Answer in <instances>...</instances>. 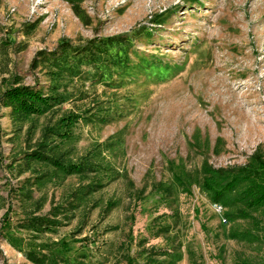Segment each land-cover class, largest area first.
<instances>
[{"label":"rangeland","instance_id":"obj_1","mask_svg":"<svg viewBox=\"0 0 264 264\" xmlns=\"http://www.w3.org/2000/svg\"><path fill=\"white\" fill-rule=\"evenodd\" d=\"M13 81L64 102L0 105V264L60 239L72 264H264V207L221 214L202 187L204 164L264 153V0H0V90ZM41 141L99 169L23 160ZM53 207V230L23 228Z\"/></svg>","mask_w":264,"mask_h":264},{"label":"trees","instance_id":"obj_2","mask_svg":"<svg viewBox=\"0 0 264 264\" xmlns=\"http://www.w3.org/2000/svg\"><path fill=\"white\" fill-rule=\"evenodd\" d=\"M61 45L65 49L71 45ZM88 49V48H87ZM53 58V57H52ZM67 60V59H65ZM52 66L60 65V59H51ZM62 68V67H61ZM53 79L56 80L60 75L58 71L53 72ZM57 87L50 90L51 93H45L42 89L34 85L19 84V81H13L0 90V105L10 107L12 115L16 118L22 119L32 115H42L48 112L55 105L62 104L64 97L60 93H55ZM78 115H67L60 119V124L51 131L55 135H60L63 138L69 136L68 127L72 125ZM62 128H65L62 133ZM57 146H49L46 141L39 143L38 149L27 151L23 160L31 162L33 160L47 162L51 164L55 170L64 172L65 174L96 172L99 168L95 166L87 155L77 162L66 161L57 150ZM1 158V154H0ZM204 174L202 187L214 202L223 204L224 206H234L238 203L244 205V209H239L241 216H247L249 209H259L264 207V153H254L249 162L241 166L237 172L233 173L232 169L216 168L209 164H204L202 168ZM158 188L162 185H158ZM165 188L164 190H166ZM41 207V206H40ZM40 207L38 209H40ZM63 211L53 207L51 214L53 218L46 216H31L25 219L23 228L32 232H47L53 230L54 226L60 224L56 218L62 214ZM228 216L234 217V213L229 211ZM225 217L226 212H225ZM33 237V236H32ZM89 239L85 237L84 240ZM15 246L16 243L11 241ZM30 249H21L24 255L35 264H72L67 257L58 254L54 251L55 248H60L64 253L69 250V242L65 239L58 241H44L40 243L37 248L31 245ZM183 259L180 256L177 261ZM3 264H9L4 262Z\"/></svg>","mask_w":264,"mask_h":264},{"label":"built area","instance_id":"obj_3","mask_svg":"<svg viewBox=\"0 0 264 264\" xmlns=\"http://www.w3.org/2000/svg\"><path fill=\"white\" fill-rule=\"evenodd\" d=\"M214 208H215L216 212L224 214L225 208H224V206L221 203L215 202L214 203ZM227 221H228V219L224 216L223 217V222H227Z\"/></svg>","mask_w":264,"mask_h":264}]
</instances>
